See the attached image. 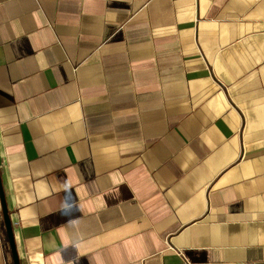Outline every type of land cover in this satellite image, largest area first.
Returning <instances> with one entry per match:
<instances>
[{
  "label": "crops",
  "instance_id": "0c3cea01",
  "mask_svg": "<svg viewBox=\"0 0 264 264\" xmlns=\"http://www.w3.org/2000/svg\"><path fill=\"white\" fill-rule=\"evenodd\" d=\"M0 172L21 264H264V0H0Z\"/></svg>",
  "mask_w": 264,
  "mask_h": 264
},
{
  "label": "water",
  "instance_id": "95a60500",
  "mask_svg": "<svg viewBox=\"0 0 264 264\" xmlns=\"http://www.w3.org/2000/svg\"><path fill=\"white\" fill-rule=\"evenodd\" d=\"M0 198H1V203H2L4 222L6 225L7 232H8L14 262H15V264H21L18 249H17V244H16V240H15L13 222H12V219H11V216L9 213L7 200H6V196H5V191H4V187H3V182H2V178H1V172H0Z\"/></svg>",
  "mask_w": 264,
  "mask_h": 264
}]
</instances>
